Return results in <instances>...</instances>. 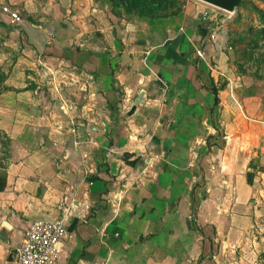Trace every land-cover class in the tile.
Segmentation results:
<instances>
[{"label":"crops","instance_id":"0c3cea01","mask_svg":"<svg viewBox=\"0 0 264 264\" xmlns=\"http://www.w3.org/2000/svg\"><path fill=\"white\" fill-rule=\"evenodd\" d=\"M215 9L129 23L109 0H0V264L33 221L58 218V264H251L233 241L264 201V112L212 49Z\"/></svg>","mask_w":264,"mask_h":264},{"label":"rangeland","instance_id":"374dc122","mask_svg":"<svg viewBox=\"0 0 264 264\" xmlns=\"http://www.w3.org/2000/svg\"><path fill=\"white\" fill-rule=\"evenodd\" d=\"M192 1L193 0H165V5H163L164 10H161L159 13L160 17H153V15L142 16L140 9H137L134 12L130 13L122 9L123 16L119 17L114 14V17L116 19H119V21L125 19L129 23H132L133 21L141 22L148 19H157L163 17L176 19L180 15H185L190 2ZM247 3L252 4H250V6L246 8L245 12L243 11L242 13H240L243 5L241 7L239 6L237 8V12H235L231 19H229L227 25L229 32V47L219 56H226L227 54L229 57L230 54V58H228L225 63V66H227V68L233 69L231 70L232 72H230V76H240L242 78L241 81L246 78V81L249 84L248 89H246V93H248L249 96L252 95L253 97L258 98V100L255 101V105L253 104L254 109H258L259 112L263 110L262 112H264V38L261 37L258 40V43L257 41L255 44L253 42V35L256 33H260V31L264 29V26H256L257 23L255 18L257 17V15H259V8L257 6L253 8V4H263L264 7V0H250ZM143 10L148 11V8L144 7ZM147 13L152 14V12L149 11ZM211 13L214 15L213 20H216L217 23L215 25H211V27L208 28L209 35L215 28L216 31L219 32L218 27L222 22L221 18H225L226 12L223 10L215 9L214 12ZM219 16L220 18H218ZM205 22L207 21L205 20ZM241 36H243V38H240ZM232 39H234V42H231ZM219 56H216V58L220 59ZM216 65L221 66V63L217 61ZM45 90H47V87ZM11 145L12 142L8 143L4 134H2L1 132L0 166H6L11 162ZM247 155H249V152L247 153ZM258 175L260 176V174ZM260 204V213H251L254 218L248 232L245 235L236 236L233 241L235 246L238 247L242 243H248V251H241V248H238L237 252L234 255L235 258L237 256L238 259L242 255H247V259L251 264H264V201L260 202Z\"/></svg>","mask_w":264,"mask_h":264},{"label":"built area","instance_id":"2783aa9c","mask_svg":"<svg viewBox=\"0 0 264 264\" xmlns=\"http://www.w3.org/2000/svg\"><path fill=\"white\" fill-rule=\"evenodd\" d=\"M2 11L9 16L13 24L23 21V13L19 9H14L5 4L2 6ZM233 14L226 12L225 18L221 19L222 22L219 24V32L215 28L208 36L216 55H220L229 47L227 25ZM213 16L212 13L206 12L203 15V20L213 21ZM197 53L201 58L206 56L203 48L198 49ZM210 68L212 70L217 69L216 63L215 65L211 64ZM66 221V218L33 221L27 228L22 243L15 248L16 258L14 264H58L61 256L60 244L69 234Z\"/></svg>","mask_w":264,"mask_h":264},{"label":"trees","instance_id":"16d2710c","mask_svg":"<svg viewBox=\"0 0 264 264\" xmlns=\"http://www.w3.org/2000/svg\"><path fill=\"white\" fill-rule=\"evenodd\" d=\"M111 4H112V13L122 17L123 16V12L122 9L126 12H134L137 9H140L141 15L142 16H156V17H160V11L164 10L163 9V5H165V0H110ZM243 0L240 3V7L243 5ZM144 7L148 8L149 12L151 13H147V10H143ZM121 10V11H120ZM260 15H261V20L264 21V12L260 11ZM264 38V29H262V31H260V33H256L253 35V42L254 44L258 43V40L260 38ZM8 78V74L3 71L2 69H0V94L3 93L4 91L8 90V86L5 85V82ZM2 132V134H4L6 140L8 143H11L12 140L10 138V136L2 129H0V133ZM7 167L6 166H0V191H3L6 188L7 185Z\"/></svg>","mask_w":264,"mask_h":264},{"label":"water","instance_id":"95a60500","mask_svg":"<svg viewBox=\"0 0 264 264\" xmlns=\"http://www.w3.org/2000/svg\"><path fill=\"white\" fill-rule=\"evenodd\" d=\"M203 1L215 5L216 7H219L226 11L235 13L237 12V8L239 7L242 0H203Z\"/></svg>","mask_w":264,"mask_h":264},{"label":"bare ground","instance_id":"6f19581e","mask_svg":"<svg viewBox=\"0 0 264 264\" xmlns=\"http://www.w3.org/2000/svg\"><path fill=\"white\" fill-rule=\"evenodd\" d=\"M221 9V8H220ZM224 10V9H223ZM224 11H226V10H224ZM226 12H229V13H233V12H230V11H226Z\"/></svg>","mask_w":264,"mask_h":264}]
</instances>
